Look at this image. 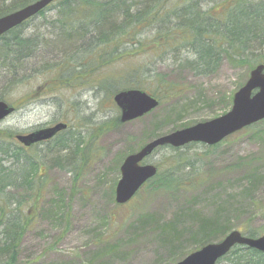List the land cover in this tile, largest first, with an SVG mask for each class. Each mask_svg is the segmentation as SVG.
I'll return each mask as SVG.
<instances>
[{"label":"trees","instance_id":"trees-1","mask_svg":"<svg viewBox=\"0 0 264 264\" xmlns=\"http://www.w3.org/2000/svg\"><path fill=\"white\" fill-rule=\"evenodd\" d=\"M37 1L0 0V18ZM52 8L55 12L47 24V32L37 25L30 28ZM167 62L196 76L216 73L223 62L233 68L251 70L264 65V0H55L38 16L0 38V78L6 84L0 91V101L12 102L10 105L17 111L19 100L10 101L8 93L17 92L31 80L44 78V83L53 79V85L45 89L47 92L76 88V82L79 89L97 84L115 105L114 95L136 89L156 98L161 107L184 94L183 87L168 82L157 72L156 67ZM32 97L33 93L24 97L27 100L23 104H28ZM188 108L185 106L180 112L172 110L169 117L181 115ZM121 125L119 113L101 123L91 137L96 139ZM156 131L153 129L152 135L143 134L138 143L129 140L134 145L140 142L144 145V138L149 141L158 137ZM15 136L13 132L0 131V264L19 261L22 242L36 222L33 212H38L47 186L45 167L49 158L53 157L50 167L73 174L92 159L89 139L77 138L68 130L29 149L16 143ZM197 145L201 144L157 150H170L175 155L168 157L167 164L155 165L157 176L141 190H147L151 196L190 192L194 187L190 184L192 170L196 169L194 162L179 151ZM220 145L208 147L207 152ZM40 147H45L47 153L43 154ZM78 180L79 176H75L74 184ZM237 213L239 209L225 219L201 222L203 231L197 235L201 237V245L182 259L212 242L222 241L230 233L227 221ZM192 217L203 218L198 213ZM68 218L71 219L70 209L66 212L69 222ZM238 230L250 238L264 235V226L242 225ZM172 231L169 229L167 233ZM223 263L264 264V253L237 246L219 261Z\"/></svg>","mask_w":264,"mask_h":264},{"label":"rangeland","instance_id":"rangeland-1","mask_svg":"<svg viewBox=\"0 0 264 264\" xmlns=\"http://www.w3.org/2000/svg\"><path fill=\"white\" fill-rule=\"evenodd\" d=\"M49 12L30 28L37 25L47 32L55 9ZM156 68L168 82L183 87L184 94L144 118L108 130L96 139L91 136L97 127L119 115L97 84L79 89L76 82V88L47 92L53 79L44 83L45 79L39 78L8 93L10 101L19 100V109L0 122V131L28 135L66 120L68 132L89 139L86 142L92 148V159L77 174L50 167L53 157L49 158L45 167L47 186L38 212H33L36 222L22 242L17 264H176L201 245V237L197 236L203 231L201 222L225 219L239 209L240 213L227 221L230 232L242 225L264 226V122L232 135L209 152L203 145L180 150L196 169L192 170L190 184L194 187L190 192L151 196L143 189L129 204L116 207L120 167L128 155L143 146L134 142L138 143L143 134L152 135L153 129L161 137L225 115L251 72L248 67L233 68L228 62L209 76H196L169 62ZM1 79L0 91L6 86ZM31 93L32 100L24 105V97ZM185 106L189 107L186 112L169 117L172 110L180 112ZM144 139V145L154 140ZM44 148H39L43 154L47 153ZM173 155L170 150H160L145 163L167 164ZM75 176H79L76 184ZM196 213L205 220L192 217ZM169 229L173 230L170 234Z\"/></svg>","mask_w":264,"mask_h":264},{"label":"water","instance_id":"water-1","mask_svg":"<svg viewBox=\"0 0 264 264\" xmlns=\"http://www.w3.org/2000/svg\"><path fill=\"white\" fill-rule=\"evenodd\" d=\"M54 1L39 0L15 13L0 18V38L37 16ZM114 102L120 110L122 124L143 118L159 107V101L142 90L122 91L114 96ZM14 112V107L0 101V122ZM263 120L264 65L261 64L251 71L247 82L235 93L232 108L228 113L214 120L154 139L136 153L127 156L120 167L121 179L115 191L116 203L118 205L127 204L147 182L157 176L158 168L151 164H144V161L159 148L169 146L178 149L196 143L215 146L235 133ZM66 129L67 125L60 123L28 135H19L16 140L25 148H30L52 140ZM236 246H246L264 253V236L249 238L239 231H233L223 241L206 245L177 264H217Z\"/></svg>","mask_w":264,"mask_h":264}]
</instances>
